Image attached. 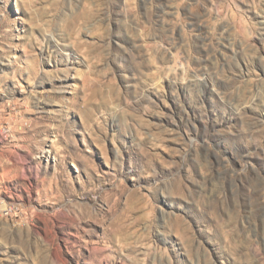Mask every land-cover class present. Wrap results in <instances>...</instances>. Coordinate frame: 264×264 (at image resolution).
I'll return each instance as SVG.
<instances>
[{"label": "rangeland", "instance_id": "obj_1", "mask_svg": "<svg viewBox=\"0 0 264 264\" xmlns=\"http://www.w3.org/2000/svg\"><path fill=\"white\" fill-rule=\"evenodd\" d=\"M0 264H264V0H0Z\"/></svg>", "mask_w": 264, "mask_h": 264}, {"label": "built area", "instance_id": "obj_2", "mask_svg": "<svg viewBox=\"0 0 264 264\" xmlns=\"http://www.w3.org/2000/svg\"><path fill=\"white\" fill-rule=\"evenodd\" d=\"M6 131H7V130H6V129H4V134L6 133Z\"/></svg>", "mask_w": 264, "mask_h": 264}, {"label": "bare ground", "instance_id": "obj_3", "mask_svg": "<svg viewBox=\"0 0 264 264\" xmlns=\"http://www.w3.org/2000/svg\"><path fill=\"white\" fill-rule=\"evenodd\" d=\"M117 236V235H116Z\"/></svg>", "mask_w": 264, "mask_h": 264}]
</instances>
